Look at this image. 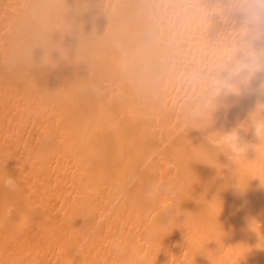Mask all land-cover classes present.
Masks as SVG:
<instances>
[{
  "label": "bare ground",
  "instance_id": "6f19581e",
  "mask_svg": "<svg viewBox=\"0 0 264 264\" xmlns=\"http://www.w3.org/2000/svg\"><path fill=\"white\" fill-rule=\"evenodd\" d=\"M164 2L0 0V264H264V142L204 151L214 131L259 144L264 73L206 127L239 20L178 36Z\"/></svg>",
  "mask_w": 264,
  "mask_h": 264
},
{
  "label": "clouds",
  "instance_id": "9594fccd",
  "mask_svg": "<svg viewBox=\"0 0 264 264\" xmlns=\"http://www.w3.org/2000/svg\"><path fill=\"white\" fill-rule=\"evenodd\" d=\"M162 15L167 19L174 34L178 36H182L191 28L197 18L206 17L210 22L209 18L216 15L222 21H227L229 17H237L239 20L240 27L234 28L229 33L233 37L232 47L226 62L219 65L212 79V90L204 110L196 113L205 121L206 127L212 126L213 113L219 107L218 99L222 95H239L242 89L248 88L257 74L264 73V0H165L162 5ZM224 73L226 75H223ZM259 91L264 93V82L259 85ZM250 124L255 129L259 144L241 143L237 130L229 133L214 131L207 134V147L204 151L217 157L224 154L232 165L240 155L246 157L249 148L254 149L258 160L261 159L260 145L264 142V103L258 104L251 114ZM242 127L246 126L242 125ZM233 174L237 178L235 187L242 192L248 184L238 176L236 171ZM258 179L260 187L264 188V179L259 177ZM4 183L10 191L17 189L13 177H8ZM160 190L159 183L149 185L146 197L154 198ZM255 225L258 224L253 220L250 225L253 230Z\"/></svg>",
  "mask_w": 264,
  "mask_h": 264
}]
</instances>
